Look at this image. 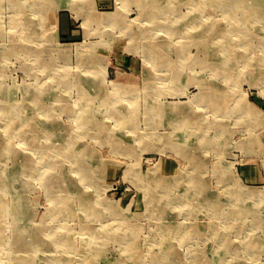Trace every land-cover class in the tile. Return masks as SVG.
Masks as SVG:
<instances>
[{
    "label": "rangeland",
    "instance_id": "obj_1",
    "mask_svg": "<svg viewBox=\"0 0 264 264\" xmlns=\"http://www.w3.org/2000/svg\"><path fill=\"white\" fill-rule=\"evenodd\" d=\"M43 1L0 0V97L23 114L7 117L10 101L0 104V264H264V0H47L54 19L41 24ZM114 12L109 22L87 18ZM26 21L39 24L32 35ZM179 107L215 141L189 149L201 164L174 150ZM196 132L183 129L187 144ZM94 162L89 177L79 170ZM64 173L78 188L44 184ZM177 176V187L205 185L214 207L180 204L191 189L172 196L170 215L151 211L166 193L151 179L162 187Z\"/></svg>",
    "mask_w": 264,
    "mask_h": 264
},
{
    "label": "bare ground",
    "instance_id": "obj_2",
    "mask_svg": "<svg viewBox=\"0 0 264 264\" xmlns=\"http://www.w3.org/2000/svg\"><path fill=\"white\" fill-rule=\"evenodd\" d=\"M47 1V0H46ZM46 1H43V4H42V7L40 6V8H42V11H43V13H42V22H41V24H44V20H45V22L46 23H48V24H50V22H51V20H52V22H53V19H54V16L52 15V13H51V10L54 8V6H52L53 4H55V2H53L52 4H49V3H46ZM136 1H138V2H140V5H142V3H143V0H136ZM69 2V3H68ZM230 2H232V1H230V0H222V3L223 4H227V5H229L230 4ZM66 3H68L69 4V6H70V8H74V10H77V11H80V10H82L81 9V7L83 6L84 7V5H81V3L79 2V3H72V2H70V1H66ZM222 3H220V4H222ZM65 5H67V4H65ZM88 4H86V6H87ZM91 5V4H90ZM39 8V9H40ZM239 8V7H238ZM22 9H24L25 10V8H22ZM241 10H243L242 8H240ZM88 11H91V10H88ZM243 11H245V10H243ZM114 15H115V12L114 13H112V14H109V13H105V14H101L100 16L99 15H95V16H93L92 15V13H91V15L90 14H88V16H87V18H89V19H91V21H93V20H99V21H102V22H109V21H111L112 20V18H114ZM147 18V17H146ZM32 19H33V17H32ZM32 21V20H31ZM29 21H26V23H23V25H25V26H27L28 28H27V30L29 31V30H31V31H29V34H33V33H35L34 31H33V28L35 27V28H37L38 27V25H31L30 23H28ZM179 25V24H178ZM93 27V26H92ZM32 28V29H31ZM178 29V28H177ZM123 31L124 32H126L125 31V29L123 28ZM128 33V32H127ZM126 33V34H127ZM137 33V32H136ZM51 35L53 36V34L51 33ZM128 35L130 36V37H132V33H128ZM46 36V35H45ZM204 36V35H203ZM28 37V36H27ZM204 38V37H203ZM204 45H205V43H204ZM162 46V45H161ZM191 46V45H190ZM132 48H135L136 49V47H135V45L133 44L132 46H131ZM192 47V46H191ZM58 50H59V52H61V53H64V54H67V52L69 51V48L67 47V46H64V45H60L59 47H56ZM163 48V47H162ZM129 49L131 50V48L129 47ZM135 49H132V50H135ZM154 50V52H151L150 53V55H149V57H150V59H151V57L153 58L154 57V60H153V62L156 64L157 62H159V57H160V53H159V51L158 50H156V49H153L149 44L148 45H144V53L146 54V53H148V51H151V50ZM41 50H42V48H41ZM187 51H189V44L188 43H183V46H182V59L181 60H183L186 56H187V54H186V52ZM41 52V51H40ZM144 54V55H145ZM152 54H153V56H152ZM193 58V57H192ZM191 58V59H192ZM95 61H97L98 62V60H96L95 59ZM41 62V61H40ZM160 63V62H159ZM97 64H99V62L97 63ZM181 64H183V63H180V65ZM186 64V63H185ZM184 64V65H185ZM100 65V64H99ZM179 65V67H181ZM194 65L195 64H191L189 67L191 68V67H194ZM164 66H166L165 68H174L175 66H173L171 63H165L164 64ZM160 67V66H159ZM65 68V67H64ZM176 68V67H175ZM174 72V71H173ZM227 73V72H226ZM261 74V73H260ZM85 81H87L88 79H84ZM116 85V84H115ZM88 86H90V85H88ZM130 88H133L132 86H129ZM114 90H118V89H127L128 88V86H126V87H122V86H118V85H116V86H113L112 87ZM209 90V89H208ZM55 91V90H54ZM53 91V92H54ZM52 92V91H51ZM209 92V94L211 95V96H214V97H217L216 99H221L219 96H222L221 95V93H219V92H216V91H214V90H209L208 91ZM7 93H8V90H7ZM92 93V92H91ZM56 95V94H55ZM3 96H4V98H1L0 97V104H1V102H4V101H10L8 104H9V106H10V108L6 111V112H4V113H6V116L7 117H13L14 115H15V117H17V116H20L21 114H22V111H20V110H18L17 109V105H15V110H14V108H13V100H8L9 99V97L7 96V94L5 93V94H3ZM99 96V95H98ZM34 97V99L35 100H37L40 96H38V95H34L33 96ZM51 97H52V95H51ZM96 98V97H95ZM99 99H101V98H99ZM27 100V99H26ZM216 101H219V100H216ZM5 104V103H4ZM20 105H23V103L21 102V103H19ZM34 104H37V101H35V103ZM112 104V103H111ZM16 110H18V113H16ZM174 110H177L178 112H179V110H182L183 111V116L186 118V119H182L181 121H180V123L179 124H177V125H175L176 126V128H178V131H180V132H178V134H180L182 137H180V136H178V138H179V140H178V142H175L174 143V145L173 146H175V151L176 152H178V154H180L181 156H183L184 158H187V159H189L190 160V158L194 161V163L195 164H198V163H200L201 164V162H203V159L200 157V156H198V154L197 153H194V152H189V149H192V150H196V149H199V148H202V147H204V146H206V147H208V146H213V145H216V144H214V142L215 141H212V140H210V139H208L207 137H206V132H207V130L205 129V127L204 126H202V125H197V124H194V125H192V124H190L189 123V121L187 120L188 119V117H189V115L191 114V112L192 111H190V110H187L186 108H182V107H179V109L178 108H174ZM121 114H123V113H121ZM23 115V114H22ZM97 117V116H96ZM24 119V118H23ZM25 119H27V117L25 118ZM117 119V118H116ZM16 121V120H15ZM120 121H121V118H120ZM11 124H9V127H10V129H6L7 130V132L9 133L8 134V136L9 137H11V139H9V141H7V145H8V147L11 149L10 150V152H13V145H12V143H11V140H12V138H13V134H15V131H19L20 129L17 127V126H15V123L13 124V126H10ZM43 128H41V131H43L44 133H45V130H42ZM183 129L186 131V135H190V132H191V130L192 129H195L197 132V134L195 135V142H192L191 144L190 143H188L187 144V139H186V137L185 136H183ZM63 131V130H62ZM42 132V133H43ZM52 132V131H51ZM54 132V131H53ZM31 137L32 136H35V134H34V132H33V134H29ZM51 135H53V134H51ZM118 135V134H117ZM110 136V135H109ZM123 136V135H122ZM128 136V135H127ZM44 137V136H43ZM224 137V136H223ZM55 138V137H54ZM106 138H108V136H106ZM119 139H121V137H118ZM183 140V143H181V141ZM119 141V140H118ZM116 142H117V140H115V144H116ZM51 141L50 142H48V143H46V142H42V141H37L36 142V144H35V146H36V148L38 149V150H46V149H48L49 147H52L53 146V144L51 143ZM5 147V144H4V140H3V138H0V148H2V147ZM66 147L67 145H64V143H63V145L61 146V143H59L58 145H56V148L57 149H59V148H61V147ZM159 147H160V145H159ZM192 147V148H191ZM15 150V149H14ZM1 153V152H0ZM47 154V153H46ZM10 155H12V154H10ZM188 157H190V158H188ZM54 160V159H53ZM111 160V159H110ZM100 162V161H99ZM190 163H191V160H190ZM64 164V163H63ZM99 163H97V162H94V163H92L91 165H90V167H80L79 168V170L81 171H83V173H84V175H87L88 177H89V172H91V174H92V172H95L96 173V170H97V168H98V165ZM133 166V164H131V166H130V168ZM134 167H135V165H134ZM223 170H226V169H223ZM136 172V171H135ZM96 175V174H95ZM135 175L137 176L138 174H137V172L135 173ZM68 176V175H67ZM198 178H199V176H197ZM172 178H174V177H172ZM182 178V176H177L174 180H164L165 181V184H164V186H162V187H160V186H158L157 185V183L160 181V179H151L152 181H155V185L157 186V187H159V189L161 190V192H166V193H159V196H157V198L159 199V200H162V202H160V201H154V203H152V205H151V211H153V209L158 213V215L160 214V215H163V216H167V215H170V213H171V210L169 209V208H171V205L170 204H172V203H175V202H172V196L174 195V197L176 196V199L175 200H177V199H179L181 196L183 197V195H184V192L185 191H188V192H190L191 191V189H193V196L191 197V199L190 200H188L187 202H185L184 203V201L182 200V201H179V203L180 204H182V205H184V204H186L188 207H189V209H192V210H194V209H196L198 206L197 205H200V206H205V205H210V206H212V204H209V203H211V201H215L217 198H210V196H209V191L207 190V188H206V186L205 185H203L201 182H198L196 179H192V182H190V184L189 185H187V186H185V187H183L184 186V184L182 185V186H179V187H177V183L179 182V180ZM64 179H66V177H65V173L64 174H60V175H58V177L56 178V183H54L53 181H52V178H48V179H46L45 180V182H44V184L46 185V187L48 188V189H53L54 188V186H58V187H62V188H64L65 186H68L69 185V188L70 187H72V189H76V188H78V183L76 182V180H71V181H69L68 179V182L69 183H66L65 181H64V183L62 182V180H64ZM97 179H96V177L95 176H93L92 177V179L90 180V182H92V183H95L96 184V181ZM73 181V182H72ZM196 189H198V194L196 195L195 194V190ZM208 193V194H207ZM235 193H236V195L237 194H240L239 195V197L237 196V201H236V203H235V212H232V210H230V214H233V216H235L234 218H237L238 216H239V213H240V215L242 214L241 213V210H240V207H241V205L243 204V198H244V195H243V193L240 191V189H235ZM254 193H256V191L254 192ZM257 193H259L258 191H257ZM169 195V196H168ZM68 196V195H67ZM61 196L59 195V196H57L56 197V202H57V205H58V203H60L61 201ZM64 201H66V199H64ZM103 201V200H102ZM84 202V201H83ZM82 202V203H83ZM219 203V200H217L216 202H215V204L217 205ZM98 204H101V202H98V203H96L95 201L93 202V204H92V202L90 203V205H89V207H88V212L89 213H91V214H93V215H97V212H98V210L97 209H95L96 208V206H98ZM185 205V206H186ZM179 207H180V205H179ZM212 207H214V206H212ZM73 208V207H72ZM72 208L70 207L69 209H68V213H71V210H72ZM205 208V207H204ZM198 209V208H197ZM207 209V208H206ZM239 211V212H238ZM234 213L236 214V215H234ZM91 226V225H90ZM89 226V227H90ZM198 227V226H197ZM164 228H162V230H163ZM177 229V227L175 228L174 226L172 227V230H171V233L172 234H176V233H178V229ZM213 229H215V227H213ZM161 230V232H163ZM29 234H31V233H29ZM183 235H186V233L183 231ZM219 236H224V233H221V232H219ZM34 237V236H33ZM182 237L183 236H181V237H179V238H177L179 241H182L181 239H182ZM184 238V237H183ZM135 242V241H134ZM251 242V241H250ZM249 242V243H250ZM248 243V244H249ZM254 243V242H253ZM42 248V247H41ZM115 255V254H114ZM115 257V256H114ZM118 257H120V256H118ZM120 258H122V257H120ZM42 263V262H41ZM127 263V262H126Z\"/></svg>",
    "mask_w": 264,
    "mask_h": 264
}]
</instances>
